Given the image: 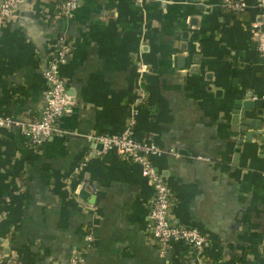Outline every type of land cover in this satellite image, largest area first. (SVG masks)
<instances>
[{
  "label": "crops",
  "instance_id": "1",
  "mask_svg": "<svg viewBox=\"0 0 264 264\" xmlns=\"http://www.w3.org/2000/svg\"><path fill=\"white\" fill-rule=\"evenodd\" d=\"M242 1L232 13L217 0H77L65 15L58 0H24L0 21V114L40 118L59 44L72 101L39 145L0 127L4 262L207 264L147 241L149 183L137 163L101 152L96 137L119 133L132 111V137L158 149L150 162L173 220L208 238L209 263L264 264V66L255 0ZM246 100V119L260 121L249 141L230 121Z\"/></svg>",
  "mask_w": 264,
  "mask_h": 264
},
{
  "label": "built area",
  "instance_id": "2",
  "mask_svg": "<svg viewBox=\"0 0 264 264\" xmlns=\"http://www.w3.org/2000/svg\"><path fill=\"white\" fill-rule=\"evenodd\" d=\"M24 0H0V21L11 15L16 6ZM146 0H133V4L141 8ZM217 6L222 11H243L247 4L242 0H217ZM77 7V0H58V13L70 15ZM256 19L253 20V42L255 50L264 66V0H255ZM66 47L59 44L56 58L49 59L42 72L46 83L45 103L38 119L15 120L0 114V127H14L24 134L32 145H39L43 140L55 131L56 119L68 111L72 101L65 90V86L58 76V65L63 62ZM144 66H140L143 71ZM264 101V91L262 93ZM133 112L125 120L122 130L117 134L99 135L96 137L101 146V152L113 151L126 161L137 163L140 174L150 185L152 195L148 200L147 207V241L157 247L163 253L173 243L184 246L185 252L189 253L196 261L202 262L205 256L209 240L195 227L183 225L173 220L171 211L174 199L163 177L153 169L150 157L158 153V149L149 144L136 141L132 137ZM261 129L264 130V115L261 117ZM81 165V164H80ZM80 168V167H79ZM91 240L89 235L86 236ZM81 256L73 254L66 264H80ZM0 264H18L16 262H4L0 258Z\"/></svg>",
  "mask_w": 264,
  "mask_h": 264
},
{
  "label": "water",
  "instance_id": "3",
  "mask_svg": "<svg viewBox=\"0 0 264 264\" xmlns=\"http://www.w3.org/2000/svg\"><path fill=\"white\" fill-rule=\"evenodd\" d=\"M252 103L248 100L244 102H239L235 105V109L232 111L231 115V123L233 124H239V128L244 131L245 136L244 138L249 141L252 137L255 135H259V131L256 130L260 126V121L259 120H247L245 117V108H251ZM236 125V126H237ZM239 144L241 143V140L238 142ZM5 251V250H4Z\"/></svg>",
  "mask_w": 264,
  "mask_h": 264
},
{
  "label": "trees",
  "instance_id": "4",
  "mask_svg": "<svg viewBox=\"0 0 264 264\" xmlns=\"http://www.w3.org/2000/svg\"><path fill=\"white\" fill-rule=\"evenodd\" d=\"M243 11H244V10H243ZM225 12H227V11H225ZM237 12H238V13H239V12L241 13L242 11H234V12H232V13H237ZM0 258H1V257H0ZM201 260H202V261H205L207 264H210V263H209V260H208V258H207L206 256H203Z\"/></svg>",
  "mask_w": 264,
  "mask_h": 264
}]
</instances>
